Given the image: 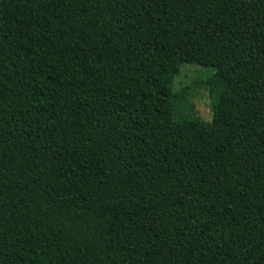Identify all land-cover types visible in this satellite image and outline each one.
Wrapping results in <instances>:
<instances>
[{"label":"trees","instance_id":"trees-1","mask_svg":"<svg viewBox=\"0 0 264 264\" xmlns=\"http://www.w3.org/2000/svg\"><path fill=\"white\" fill-rule=\"evenodd\" d=\"M0 264H264V0H0Z\"/></svg>","mask_w":264,"mask_h":264},{"label":"rangeland","instance_id":"rangeland-1","mask_svg":"<svg viewBox=\"0 0 264 264\" xmlns=\"http://www.w3.org/2000/svg\"><path fill=\"white\" fill-rule=\"evenodd\" d=\"M181 72L174 82V91L183 101L175 104L174 118L184 114L210 122L214 113L205 84L210 69L218 75L227 76L230 64L219 54L208 50L199 36H194L187 44L178 49Z\"/></svg>","mask_w":264,"mask_h":264}]
</instances>
